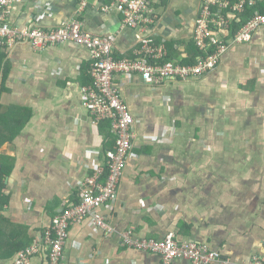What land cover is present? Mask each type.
Returning <instances> with one entry per match:
<instances>
[{"label": "crops", "instance_id": "crops-1", "mask_svg": "<svg viewBox=\"0 0 264 264\" xmlns=\"http://www.w3.org/2000/svg\"><path fill=\"white\" fill-rule=\"evenodd\" d=\"M84 1L15 0L7 21L51 29L77 17L86 32L112 41L114 56L130 58L139 28L123 24L113 6L103 11L107 0ZM151 3L156 19L142 33L165 43L168 60L187 63L200 0ZM89 64L87 48L71 41L0 49V264H12L77 202L79 184L114 146L108 122L94 124L83 105ZM114 83L135 122L117 200L100 209L115 232L73 222L60 264H162L124 245L119 232L128 229L135 238L173 233L207 244L232 264L264 259V26L196 78L150 85L116 73ZM31 264H46L45 255Z\"/></svg>", "mask_w": 264, "mask_h": 264}, {"label": "built area", "instance_id": "built-area-1", "mask_svg": "<svg viewBox=\"0 0 264 264\" xmlns=\"http://www.w3.org/2000/svg\"><path fill=\"white\" fill-rule=\"evenodd\" d=\"M14 1L0 0V49L27 42L34 49L43 50L66 41L87 48L91 83L81 89L83 105L92 122H108L115 137L114 146L107 150L104 163L79 184L77 202L56 213L42 236L21 248L12 262L31 264L32 256L43 253L46 264H60L73 222L88 219L96 229L110 234L115 232L100 209L117 200L118 185L133 145L135 122L119 88L115 86L114 75L121 73L127 77L139 74L150 85L161 84L166 79L185 81L196 78L213 70L232 44L250 41L253 33L264 26V13L256 11L241 21L246 8L259 0H200L192 33V42L199 54L195 62L182 63L168 60L165 43H157L150 35L142 33L156 19L151 0H107L101 6L103 11L113 6L121 14L123 24L139 28L138 46L130 58L114 56L112 41L86 32L82 20L77 17L51 29L33 24L13 27L7 21V13ZM81 3L84 5L85 1L81 0ZM234 21L237 28H233ZM119 233L126 247L158 254L162 264H171L178 257L186 258L190 264H232L229 257L207 244L180 241L173 233L162 239L135 238L130 229ZM242 264H264V259L253 256Z\"/></svg>", "mask_w": 264, "mask_h": 264}, {"label": "trees", "instance_id": "trees-1", "mask_svg": "<svg viewBox=\"0 0 264 264\" xmlns=\"http://www.w3.org/2000/svg\"><path fill=\"white\" fill-rule=\"evenodd\" d=\"M260 12V13H264V1L263 0H259L255 5L253 6H248L246 8V11L241 15V21H245L249 16H251L253 13L255 12ZM235 28L238 27V24H235ZM193 44V43H192ZM193 50L192 52H194L191 60H189L187 63H193L195 62V58L197 57V55L199 54V51L197 50V48L195 47V45L193 44ZM183 63V62H182ZM106 122V121H104Z\"/></svg>", "mask_w": 264, "mask_h": 264}]
</instances>
